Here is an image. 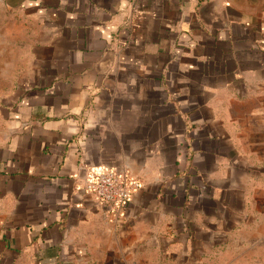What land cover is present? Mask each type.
I'll list each match as a JSON object with an SVG mask.
<instances>
[{"label":"crops","instance_id":"0c3cea01","mask_svg":"<svg viewBox=\"0 0 264 264\" xmlns=\"http://www.w3.org/2000/svg\"><path fill=\"white\" fill-rule=\"evenodd\" d=\"M0 264H264V0H1ZM141 188L112 217L86 171Z\"/></svg>","mask_w":264,"mask_h":264},{"label":"built area","instance_id":"2783aa9c","mask_svg":"<svg viewBox=\"0 0 264 264\" xmlns=\"http://www.w3.org/2000/svg\"><path fill=\"white\" fill-rule=\"evenodd\" d=\"M84 191L104 206L112 217L122 215L141 183L126 171L93 168L85 173Z\"/></svg>","mask_w":264,"mask_h":264},{"label":"rangeland","instance_id":"374dc122","mask_svg":"<svg viewBox=\"0 0 264 264\" xmlns=\"http://www.w3.org/2000/svg\"><path fill=\"white\" fill-rule=\"evenodd\" d=\"M21 40L13 32L10 11L0 0V95L10 92L11 83L20 76Z\"/></svg>","mask_w":264,"mask_h":264}]
</instances>
